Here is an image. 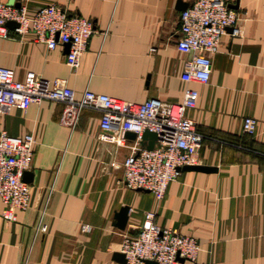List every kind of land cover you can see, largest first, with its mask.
Listing matches in <instances>:
<instances>
[{
    "label": "crops",
    "instance_id": "1",
    "mask_svg": "<svg viewBox=\"0 0 264 264\" xmlns=\"http://www.w3.org/2000/svg\"><path fill=\"white\" fill-rule=\"evenodd\" d=\"M193 1L13 0L30 16L56 4L88 20L94 32L73 68L67 45L48 50L33 33L9 27L0 39V66L17 80L29 71L63 79L76 96L90 90L128 101L180 102L190 84L180 78L188 56L176 48L179 15ZM223 2L236 12L240 35L226 29L210 56L209 80L191 84L198 97L185 111L202 136L196 165L212 170H182L157 200L123 182L134 138L125 134V145L100 140V110L84 108L66 126L61 102L12 107L0 114V133L32 134L35 142L28 207L10 222L0 200V264H23L26 256L29 264H122L113 252H120L123 236L139 232L146 212L162 228L198 241L196 263L264 264V0ZM244 117L256 120L254 134L243 132ZM123 207L127 222L119 230L115 215ZM43 208L47 229L36 232Z\"/></svg>",
    "mask_w": 264,
    "mask_h": 264
},
{
    "label": "built area",
    "instance_id": "2",
    "mask_svg": "<svg viewBox=\"0 0 264 264\" xmlns=\"http://www.w3.org/2000/svg\"><path fill=\"white\" fill-rule=\"evenodd\" d=\"M9 21L16 23L13 32L33 33L34 41L48 50L68 44L65 60L73 68L78 67L94 32L88 20L69 14L56 4L42 7L30 16L24 6L0 2V39L8 38ZM179 24L176 48L188 56L183 61L180 78L190 84L180 102L128 101L90 90L76 96L63 79L49 81L29 71L23 80H17L12 69L0 66V114L12 107L25 110L31 103L57 101L64 105L60 123L72 126L82 109L100 110V140L125 145V133L135 134L129 145L130 153L122 163L125 185L147 190L157 200L162 199L168 184L180 174V168L197 164L202 136L196 131L195 122L185 115L187 109L195 107L198 97V91L191 84L209 80L210 56L216 52L226 29L231 28L232 36L241 32L237 28L236 12L223 0H194L180 12ZM256 123L254 118L244 117L243 132L254 134ZM145 130L157 136L152 149L140 144ZM34 142L32 134L0 133V200L4 205L1 216L6 221H15V211L25 210L29 205L30 187L23 180V174L30 168ZM43 214L44 208L39 213L36 232L47 229ZM119 250L124 254L125 264H145L146 260L157 264H200L196 263L198 241L177 230L162 228L154 221L153 212L144 214L137 234L123 236ZM23 264H29L28 256Z\"/></svg>",
    "mask_w": 264,
    "mask_h": 264
},
{
    "label": "water",
    "instance_id": "3",
    "mask_svg": "<svg viewBox=\"0 0 264 264\" xmlns=\"http://www.w3.org/2000/svg\"><path fill=\"white\" fill-rule=\"evenodd\" d=\"M13 0L9 1V5H13ZM14 6L16 7H19L20 5L19 4H15ZM7 25L9 27H14L16 26V23L13 22V21H9L7 23ZM67 47H68V44H67ZM127 136H130V137H135V134L133 132H126L125 133ZM157 140V136L154 132L152 131H148V130H145L143 135H142V140H141V144L144 143V141H147V145H146V148L147 149H152L153 146H154V143L155 141ZM182 170H198V171H205V172H208V171H211L212 168L210 167H207V166H202V165H185L183 167L180 168V171ZM27 176H31V174L27 171L24 172L23 174V180L24 181H29L28 177ZM137 190H142V189H137ZM143 191H147V190H143ZM127 212H128V208L127 207H123L121 208L115 215V218L117 219L118 222H116L114 224V226L119 229V230H123L125 228V225H126V222H127ZM113 256H114V259L122 264H125V257H124V254L121 253V252H113ZM145 264H157L155 261H151V260H146L145 261Z\"/></svg>",
    "mask_w": 264,
    "mask_h": 264
}]
</instances>
